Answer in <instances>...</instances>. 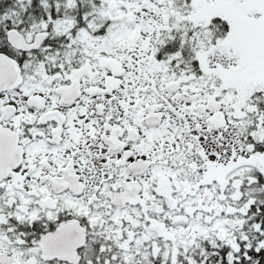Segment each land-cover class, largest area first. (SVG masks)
<instances>
[{
    "label": "snow or ice",
    "instance_id": "6c2138e0",
    "mask_svg": "<svg viewBox=\"0 0 264 264\" xmlns=\"http://www.w3.org/2000/svg\"><path fill=\"white\" fill-rule=\"evenodd\" d=\"M0 264H264V0H0Z\"/></svg>",
    "mask_w": 264,
    "mask_h": 264
}]
</instances>
